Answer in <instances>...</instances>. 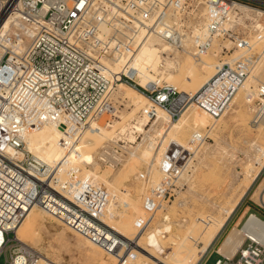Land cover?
Masks as SVG:
<instances>
[{"label":"built area","instance_id":"2783aa9c","mask_svg":"<svg viewBox=\"0 0 264 264\" xmlns=\"http://www.w3.org/2000/svg\"><path fill=\"white\" fill-rule=\"evenodd\" d=\"M261 10L264 0H22L20 7L10 4L6 13L19 12L34 32L23 49L7 50L0 60V256L6 254V264L39 262L40 253L16 239L35 206L107 255L121 257L124 252L122 238L107 223L112 200L108 190L95 186L74 166L62 173L48 169L25 149L26 130L40 128L56 116L64 131L62 144L70 148L119 82L144 94L153 108L169 110L173 119L193 103L219 119L254 70L244 65L246 54L238 62L240 69L224 62L187 98L167 84L165 66L151 72L152 83L138 85L124 73L110 74L109 64L138 54L143 38L154 35L177 52H184L191 39L199 58L209 54L217 40L244 50L251 46L252 37L261 38L259 55L251 54L256 66L264 60ZM143 31L146 37L139 39ZM228 52L222 50L223 55ZM256 91L264 101V82ZM190 156L181 148L166 149L160 164L162 181L142 199L144 215L137 221L138 230L148 228L157 209L174 196V178ZM256 237H247L233 257H220L214 264H264V242Z\"/></svg>","mask_w":264,"mask_h":264},{"label":"rangeland","instance_id":"374dc122","mask_svg":"<svg viewBox=\"0 0 264 264\" xmlns=\"http://www.w3.org/2000/svg\"><path fill=\"white\" fill-rule=\"evenodd\" d=\"M12 33L11 38L15 40L17 36ZM22 38L24 43H29L30 40L28 41L25 37ZM152 39L155 40V38ZM14 40H11L12 44L17 45L18 40ZM254 40L255 38L252 37V41ZM260 43L259 40L255 42L254 51L250 50L251 46L246 48L250 50L248 52L240 50L229 41L222 42L217 40L209 54L203 56L206 57L205 59L211 61V63L212 61L218 62V64L220 63L219 66H221L224 61L231 60L235 54L241 53L239 60L246 54L247 56L245 55V58L242 59L244 65L254 68L251 76L234 94L228 110L219 119L209 118L205 112L193 103L184 109L180 117L170 120L169 116H162L166 110L153 108L145 96L128 89L126 85H117L115 91H112V95L110 96L111 111L109 113L106 112L101 118L102 120H99V125L101 126L102 124L107 130H111V126L118 124L115 127V132H120V129H118L119 125H127L128 131H132V125L135 124L136 120L143 118L141 112H136L139 110L137 102L146 100L148 101L147 104H151V108L154 110L153 118L148 126L144 127V130H133L134 140L127 139L126 137L117 138L114 141L105 140L103 130L99 129L95 134L103 139L102 146H99L92 153H86L85 157L81 158V170L86 175L93 176V178L91 177L93 181H96V178L99 179V175H107L109 177L104 187L111 194L112 198L107 223L113 225V229L119 235L127 232L131 236L130 242L123 245V250L126 248L138 250L134 246L135 238L147 241V238L151 235H155L157 238L163 234L167 236L164 239L165 246L167 245L166 251H163V253L166 252L165 254L168 256L174 250L172 240L177 239L180 233L186 234V228H180L178 224L182 220H186L189 227L192 225L193 220L199 216L209 217L212 220L217 216L221 217L220 210L222 208L236 205L237 209L247 193H250L251 199L258 203L257 194L264 189V157L262 156L258 159L257 153L251 145L264 146V133H260L256 129L257 126H261L264 122L263 120H257L254 123L257 111L262 107L263 102L257 97L254 99L255 103L250 104L251 94L249 92L256 91L258 84L264 82V65L263 70H258L259 63L256 66L253 65L254 59H252L253 55H251L255 51L254 55H259L257 51L262 48V44ZM153 44L154 47L156 45V49L161 51L160 55L167 52V58L165 59L167 60V75H169L167 79L175 78L177 66L174 67V64L176 65L175 62L185 51L183 53H174L169 48L163 49L159 47L157 41H154ZM188 49L187 47L186 50ZM192 49V53H194V44ZM223 49L225 52L229 50L227 55H223ZM193 55L191 56L192 60L189 62L190 66H193L192 70L191 67L186 66L189 65L188 63L185 64L186 76L183 78L182 83L181 81L177 83L180 87L182 98L193 97L198 92L202 87L205 71L210 69L209 67H204L201 62H197L199 58ZM239 60L235 63L238 69L241 68L238 65ZM153 66L147 71L149 75V71H151ZM244 85L247 86L244 88ZM166 112L169 115L171 114L169 111ZM60 130L62 131V129ZM27 133L28 131L26 130ZM197 138L200 139L198 144ZM176 147L181 148L185 153L191 154L182 171L174 178L173 182L177 186V190L174 188L176 193L157 209L151 218V224L148 228L138 230L136 228L137 221L144 215L142 199L149 189H152L156 185L158 186L162 181L163 176L160 164L166 149L169 152V149ZM103 151L107 153L104 154ZM134 160H137L139 163L135 170L132 168ZM182 173L184 174V178L180 176ZM116 186L119 187L116 188ZM258 215L264 219L263 214L259 213ZM51 217L45 214V219L47 218L46 220H48L49 218V221L46 223V227L48 226L46 230H41V233L43 232L45 237L43 233H40L42 237L39 241H42L43 245L38 242L36 245L39 247L36 245H31V247L40 254L45 253L42 255L49 257L52 261L57 262L61 260L62 263L57 262V264H85V254L80 241L75 235L77 233L70 228L69 231L68 227L56 219H52L54 217ZM217 218L214 221L216 220L215 222L219 223L222 217L218 220ZM248 218L245 219L239 228L235 227L232 230L230 228L223 230L222 228L221 230L223 231L218 235L210 248L209 254L207 255L206 253L200 264H214L218 258L214 255L215 251L218 254L219 249L223 246L222 244L225 243L229 234L234 230L242 229ZM169 229L171 232H167ZM197 229L199 227L196 226L194 230L197 231ZM201 229L202 227H200ZM176 231L177 234L179 233L178 235ZM192 232L190 234H193ZM62 233L64 235L67 234L65 235V242H56L55 238H58ZM44 243L46 246H44ZM50 248L54 250H50ZM51 251L54 252L52 253ZM59 251H61V254ZM106 255L103 252L102 258L107 259L108 255ZM191 257L192 255L182 257V259L185 260ZM0 264H6L5 253H2L0 256Z\"/></svg>","mask_w":264,"mask_h":264},{"label":"bare ground","instance_id":"6f19581e","mask_svg":"<svg viewBox=\"0 0 264 264\" xmlns=\"http://www.w3.org/2000/svg\"><path fill=\"white\" fill-rule=\"evenodd\" d=\"M12 3L13 5H17L18 7H20L22 5V0H2L1 1L3 11L0 15V60L2 59L3 55L5 54L7 50L12 52V51H18V50L23 49L27 44L24 43V40L22 37H25L29 41L31 40L33 36V32H34L33 28L29 26V24H27L23 20L19 12H17L16 14H13V13L11 14V12L8 11L6 13V10L9 8V5ZM261 11L264 12L263 10ZM42 13H44V11H42ZM196 29L197 28H194V31H195L194 36L197 34ZM11 33L17 36V38H15L16 41L18 40L17 45L12 44L11 40H13V38H11ZM179 33L180 34L182 33L185 35V33L182 31H179ZM145 35L146 33L143 31L142 36L139 39H141ZM151 37L155 38V40H153ZM257 40L261 41V38L255 39L252 42L250 50H253V51L255 50L254 46ZM154 41L158 42L157 45H159V47H162L163 49L169 48L172 50V52L178 53L176 52V50H174L172 47L166 44L162 39H160L157 36L151 35L146 38H143L142 43H141L143 47L138 54L133 55L130 58H125V57L118 58L117 60H115L114 63L109 64L110 74L120 75L124 73L127 77L132 78L138 85L140 84L148 85L149 83H152L153 78L152 76L150 77L151 72L152 71L157 72L163 66L167 68V60H165L166 58H164L165 56L163 53H161L160 55L161 51L155 48L156 45L154 47V44H153ZM187 41H190L188 42V46H187L189 49L188 50L185 49V53L179 56L178 60L175 62L176 65L174 64V67L177 66V74L175 75V78L167 79V76L169 75L166 74L165 76V79L168 80V84L174 87L178 93H180V89H179L180 87L177 83L179 81H181L182 83L183 78L186 76L185 75L186 68L184 66L187 63L189 64V62L192 60L191 56L193 54L195 55V53H192V50H193L192 40L189 39ZM250 50L244 49L243 51L249 52ZM235 55L234 57L231 58V60L227 62L230 63L234 68L238 69L235 63L237 62V60H239L241 53L235 54ZM196 58H199V57H196ZM205 58L206 57H202V58H199V60H197V62L198 61L199 63L201 62V64H203L204 67L210 68L206 70L203 75L202 87L215 75L216 71L218 70L217 67L220 64V63L218 64V62H213V61L211 63V61ZM157 59L159 60L155 61ZM153 63H154V66H153ZM263 65H264V60H261L258 64L257 69L263 70ZM152 66L153 68L151 69V71H149L150 72V75H149L147 71ZM186 66H188L189 68L191 67V70L193 68V66H190V64ZM159 81L161 80H156V82H159ZM119 83L118 85H126L128 89L133 90L136 93L145 96L144 94H142L139 91H136L135 89L125 84L124 82H119ZM246 86L247 85H244V88ZM249 93L251 94L250 103L252 104L254 99H256L257 97L259 98V95L257 91H250ZM111 95H112V92L99 104L98 112L96 113L95 117H92L88 120L86 126L83 129H81L78 135L77 141L73 142L70 148L66 149V147L62 144V139L64 138L63 127L61 128L60 123L58 122L56 116H53L52 120L49 123L43 125L42 127L31 129V130L28 129L27 134L26 132H24L25 149L28 152L32 153L36 157V159H38L42 164L47 166L48 169H54L55 172L62 173L65 168L72 167V166L81 169L80 168V165L82 164L81 158L85 157L86 153H92V151H96L99 146H102L103 139L95 134L99 131V129L103 130L104 132L103 136L105 140L107 139L110 141H114L117 138H125V137L127 139L134 140L135 136L133 135L134 133L133 130H137V131L144 130V127L148 126V124L153 118L154 110L151 108L152 102L146 96L145 97L148 99V101L151 104H147L148 101L146 100L137 102L139 106L138 107L139 110L136 112H141L143 115V118L142 119L138 118L136 120L135 124L132 125L133 130L130 132L127 129V125H123V126L119 125L118 129H120V132L117 133L115 132L116 131L115 127H117L118 124L116 125L114 124L113 126H111L112 127L111 130H107L105 126H102V124L101 126L99 125L100 123L99 120L106 114V112L109 113L111 111V102H110ZM261 101L263 102V105L261 108L258 109L254 123H256L257 120H263L264 122V101L262 99ZM157 108L160 110H165L160 107H157ZM50 111L55 112L56 110L50 107ZM166 111H169V110H166ZM166 111L162 114V116L163 117L169 116L168 118L172 120L171 114L169 115V113ZM205 113L209 116V118L211 119L213 118L207 112ZM60 129H62V131ZM256 129L260 133H264V123L261 126L260 125L257 126ZM79 130L80 129H78L77 132ZM251 147L254 148L255 152L257 153L258 159H260V157L262 156L264 157V146H258V145L252 144ZM103 152L104 154L107 153L106 151H103ZM138 165H139L138 161L134 160L132 164L133 170H135L138 167ZM81 171L83 172V170ZM83 174L85 175L86 178L89 177L93 181L92 179L93 176L86 175L84 172ZM180 176L184 178L183 173ZM98 178L99 179L96 178V181H93L94 185L99 188L105 189L104 187L106 186V183L108 182L109 177L107 175H99ZM118 187L119 186H116V188ZM257 201L258 203H263L264 189L261 190V192L257 194ZM235 206L236 205H231L228 208H222L220 210V214L222 218L218 216H217L218 218L217 217L214 218V219L217 218V220L221 218V220H219L220 222L218 221L219 223H216L215 222L216 220L214 221V219L213 220L209 219V217L205 218V216H202V217L199 216L195 218V220H193V223H191L192 225L188 227L187 221L182 220L178 224L180 228H184V227L186 228V234L180 233V236H178L177 239L172 240L174 244V250L170 254H168V256H166L165 254L166 252L163 253V251H166V246H167V245L165 246V241H164V239H166L167 236H164L163 234L157 238L155 235H151L147 238V241L146 240L143 241L138 238H135L134 246L138 248V250L137 249L133 250L132 248H126L124 252L122 253L121 257L117 255H108V256L106 255L108 257V258L106 257L107 259L102 258L103 252L105 253V251L101 247L94 245L83 235H80L78 233L75 235L80 241L81 243L80 245L82 246V249L84 251L85 264H200L203 258L205 257L206 253L209 251V249L211 248V246L217 239L218 235L221 233L222 231L221 229L224 228L225 224L228 222L230 217H232V214L234 213L236 209ZM45 214H48V216H52L39 206L33 207L32 209L28 211V214H27V217L24 223L17 230L16 239L20 243H22V246L26 247V249L28 250L33 249L31 245L33 246V245L38 244V242L39 244L42 242V241H39L42 237L41 234L43 233V232L41 233V230H46V228L48 227V226L46 227V223L47 221H49V218L48 220H46L47 218L45 219ZM167 217H169V215H167ZM52 219H56V218H52ZM56 220L59 221L58 219ZM110 226L113 228V225H110ZM196 226L199 227L197 231L194 230ZM200 227H202L201 230H200ZM67 229H69V227ZM169 230H167V232H171V230L170 231ZM190 232H192L193 234H190ZM176 234H177V231H176ZM65 235L64 233L60 234L58 238H55L56 242L60 241L58 243H62V241L66 240ZM256 235L260 236L262 241L264 242V221L259 219L256 215L252 214L249 216L248 220L245 222V225L242 229L234 230L233 232H231V234H229L225 243L222 244L223 246L219 249L220 255H224L227 257H233L237 253L238 249L241 247V245L244 243L247 237H252L257 240L258 238L256 237ZM120 237L122 238L123 245L126 244L127 242H130L131 236L127 232L122 233ZM44 246H46L45 243H44ZM49 247H52V246H49ZM52 249L50 248V250ZM51 252L53 253L54 251H51ZM59 253L61 254V251H59ZM42 254H45V253H42ZM42 254H40V260L37 264H57V262H61L60 259L62 258H60L59 256L58 257L60 258L59 259L60 261L55 262L49 259V257L44 256ZM191 255L192 257L189 259H185V260L182 259V257H187Z\"/></svg>","mask_w":264,"mask_h":264},{"label":"crops","instance_id":"0c3cea01","mask_svg":"<svg viewBox=\"0 0 264 264\" xmlns=\"http://www.w3.org/2000/svg\"><path fill=\"white\" fill-rule=\"evenodd\" d=\"M259 213H261V214L264 215V201H263V203H257V202H255V201H253L251 199V194L250 193H247V195L245 196V198H243V200L238 205L237 209L232 214V217H230V219L226 223V225L223 228V230H225L227 228L228 229L230 228V230H232L235 227L239 228L243 224V222L245 221V219H247V217H249L252 214L256 215L259 219H261V220L264 221V219H262L261 217H259V215H258ZM209 251H210V249H209ZM209 251L207 252L208 254H209ZM218 253H219V251H218ZM214 255H216L218 258L224 256V255H220V253L217 254L216 251H215V254Z\"/></svg>","mask_w":264,"mask_h":264}]
</instances>
